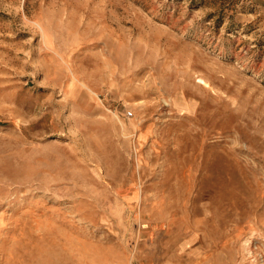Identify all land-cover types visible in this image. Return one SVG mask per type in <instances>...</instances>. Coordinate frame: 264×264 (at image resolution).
Returning a JSON list of instances; mask_svg holds the SVG:
<instances>
[{
	"label": "rangeland",
	"instance_id": "rangeland-1",
	"mask_svg": "<svg viewBox=\"0 0 264 264\" xmlns=\"http://www.w3.org/2000/svg\"><path fill=\"white\" fill-rule=\"evenodd\" d=\"M254 261L264 0H0V264Z\"/></svg>",
	"mask_w": 264,
	"mask_h": 264
},
{
	"label": "bare ground",
	"instance_id": "bare-ground-1",
	"mask_svg": "<svg viewBox=\"0 0 264 264\" xmlns=\"http://www.w3.org/2000/svg\"><path fill=\"white\" fill-rule=\"evenodd\" d=\"M205 85L207 86V83H205ZM209 86V85H208ZM207 86V87H208ZM180 94V93H179ZM177 96V95H176ZM173 98V97H172ZM189 111V110H188ZM257 246V245H256ZM258 248H260V247H258ZM249 250V249H248ZM260 250V249H259ZM261 250H263V249H261ZM254 251V250H253ZM251 253H252V251H251ZM257 253V252H256ZM255 254V253H254ZM252 258H254V257H252ZM260 258V257H259ZM262 260V259H261ZM255 262V261H254ZM255 264H256V262H255Z\"/></svg>",
	"mask_w": 264,
	"mask_h": 264
}]
</instances>
